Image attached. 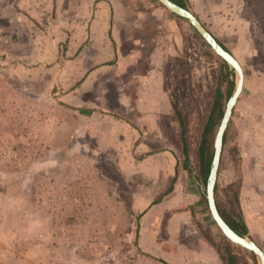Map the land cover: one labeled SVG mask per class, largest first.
Returning a JSON list of instances; mask_svg holds the SVG:
<instances>
[{
	"label": "rangeland",
	"instance_id": "obj_1",
	"mask_svg": "<svg viewBox=\"0 0 264 264\" xmlns=\"http://www.w3.org/2000/svg\"><path fill=\"white\" fill-rule=\"evenodd\" d=\"M132 1L146 5V0ZM18 2L0 0V264H196L207 245L213 257L232 254L236 264H255L249 251L231 242L227 246L208 208L207 182H199L221 59L192 26L179 18L187 26L184 52L165 69L171 109L161 125L165 144L157 148H171L176 163L172 177L163 181L151 164H134L132 149L119 147L112 133L87 136L83 130L92 121L78 119L67 103L52 97L50 82L57 73L52 75V53L46 51L57 33L46 28L53 14L70 11L67 0L58 10L50 0H33L27 7H17ZM187 3L243 69L216 201L226 216L243 221L245 237L264 252V0ZM61 37L65 48L67 37ZM44 55L49 64H39ZM229 80L236 87L237 74ZM229 88L225 79L224 103ZM216 133L209 138L213 152ZM161 197L151 209V226L141 232L142 210Z\"/></svg>",
	"mask_w": 264,
	"mask_h": 264
},
{
	"label": "crops",
	"instance_id": "obj_2",
	"mask_svg": "<svg viewBox=\"0 0 264 264\" xmlns=\"http://www.w3.org/2000/svg\"><path fill=\"white\" fill-rule=\"evenodd\" d=\"M31 1L19 0L17 7H27ZM42 1L48 4V0ZM50 1L58 10L63 0ZM67 3L71 12H56L51 27L46 28L47 32L57 33L51 52L46 51L52 53L51 62L44 58L46 55L39 62L51 65L53 76L57 73L50 82L52 97L67 103L78 119L92 121L94 125L83 130L87 136L112 133L113 141L121 144L119 147L132 149L136 155L134 164H151L159 178L170 179L172 164L176 163L173 150L164 145L158 149L157 143L165 144L161 125L171 109L164 89L165 69L171 58L184 52L186 24L158 7L155 0H146L145 7L132 0ZM37 30L38 35L43 31L41 26ZM61 36L67 37L65 48L60 44L66 41ZM16 59L23 60L21 55ZM113 102L115 107L110 108ZM156 148L157 153L151 154ZM162 198L142 210L141 232L151 226L147 223L151 222V209ZM212 251L207 245L196 264H223L217 253L213 257Z\"/></svg>",
	"mask_w": 264,
	"mask_h": 264
},
{
	"label": "water",
	"instance_id": "obj_3",
	"mask_svg": "<svg viewBox=\"0 0 264 264\" xmlns=\"http://www.w3.org/2000/svg\"><path fill=\"white\" fill-rule=\"evenodd\" d=\"M158 2L170 13L187 21L202 40L213 50V52L225 62L238 76L234 92L227 101L225 112L214 141V154L209 176L206 184V200L212 219L224 237L232 244L249 251L264 264V252L252 240L237 234L221 216L216 201V184L221 164L224 137L228 129L234 108L242 94L244 87V73L237 59L214 38V36L203 26L196 16L186 8H183L171 0H158Z\"/></svg>",
	"mask_w": 264,
	"mask_h": 264
},
{
	"label": "trees",
	"instance_id": "obj_4",
	"mask_svg": "<svg viewBox=\"0 0 264 264\" xmlns=\"http://www.w3.org/2000/svg\"><path fill=\"white\" fill-rule=\"evenodd\" d=\"M172 2L176 3L177 5L188 9V3L187 0H171ZM220 69H221V74H220V79H219V84H218V89L216 92V97L214 100V104L213 107L211 109L210 112V117L208 119V123L207 126L205 127V135L204 138L202 140V145H201V155L199 156V174H200V180L199 182H201L203 185L206 184L208 176H209V172H210V168H211V164H212V159H213V149L210 146V141L209 138L212 134H215V132L217 131L221 120L223 118L224 112H225V108H226V104L227 101L229 100L230 96L232 95V93L234 92V87H235V83L229 80L230 76L234 77V72L229 68V66L223 62L222 60L220 61ZM222 79V80H221ZM227 79V81L229 82V90H228V97L226 99V102H223L224 97H222L221 94V86H222V82ZM226 137V134H225ZM225 137H224V141H225ZM217 185H216V190L215 193L217 192ZM158 202V200L156 201ZM219 212L221 214V216L223 217V219L227 222V224L240 236L245 237L248 235V230L246 228V226L244 225L243 221L239 218L237 220L235 219H231L230 217L226 216L225 213H223V211L220 210V206L217 204ZM227 246L228 247H232V244L230 242H227ZM237 250V247H235ZM229 257H225L224 259L226 260L227 264H236V258L232 255V254H228ZM224 259L222 258V260L224 261ZM254 260H255V264H258L256 257L254 256Z\"/></svg>",
	"mask_w": 264,
	"mask_h": 264
},
{
	"label": "flooded vegetation",
	"instance_id": "obj_5",
	"mask_svg": "<svg viewBox=\"0 0 264 264\" xmlns=\"http://www.w3.org/2000/svg\"><path fill=\"white\" fill-rule=\"evenodd\" d=\"M222 46V45H221ZM224 48V47H223ZM217 185V184H216Z\"/></svg>",
	"mask_w": 264,
	"mask_h": 264
}]
</instances>
